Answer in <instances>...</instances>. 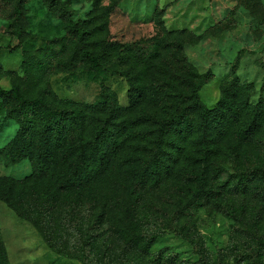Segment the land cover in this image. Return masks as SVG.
<instances>
[{"label": "trees", "instance_id": "trees-1", "mask_svg": "<svg viewBox=\"0 0 264 264\" xmlns=\"http://www.w3.org/2000/svg\"><path fill=\"white\" fill-rule=\"evenodd\" d=\"M23 2L16 0L17 19ZM65 21L91 70L105 57L117 62L115 73L130 85L128 104L109 94L98 105L29 100L19 87L0 88V98L18 104L14 148L31 166L22 179L0 177V200L52 252L81 264L109 248L116 233L127 234V249L147 255L154 240L149 229L166 230L204 209L247 232L246 244L226 257L264 264V101H251V85L234 75L225 79L218 103L207 108L198 95L206 78L177 54L165 60L157 48L129 55L107 39L93 45L96 54L95 26ZM110 220L128 225L124 231ZM65 234L72 246L60 243ZM56 239L76 253L60 251ZM0 264H9L1 236Z\"/></svg>", "mask_w": 264, "mask_h": 264}, {"label": "rangeland", "instance_id": "rangeland-1", "mask_svg": "<svg viewBox=\"0 0 264 264\" xmlns=\"http://www.w3.org/2000/svg\"><path fill=\"white\" fill-rule=\"evenodd\" d=\"M15 4L0 0V88L5 91L19 87L29 100L57 99L81 106L98 105L109 94L120 106L128 104L130 85L115 73L117 62L105 57L91 70L75 49L65 21L71 17L77 25L95 26L90 46L96 54L99 49L93 45L107 39L129 55L158 48L165 60L173 54L185 59L206 78L198 95L207 108L216 106L225 79L233 75L251 85L252 102L264 101V0H24L18 19ZM17 105L0 98V177L22 179L31 166L14 148L19 126L12 109ZM174 209H169V218ZM14 213L0 200V236L9 264H81L52 252L29 222ZM161 213L158 209L155 214ZM195 213L166 230L149 229L154 240L147 255L127 249V234L116 233L109 248L91 253L88 264H153L157 259V264H197L200 258L206 264H234L236 260L225 255L246 244V231L215 209ZM111 225L125 231L128 223ZM68 236L63 235L64 242L56 239V247L74 254L75 249L58 245L72 246Z\"/></svg>", "mask_w": 264, "mask_h": 264}, {"label": "crops", "instance_id": "crops-1", "mask_svg": "<svg viewBox=\"0 0 264 264\" xmlns=\"http://www.w3.org/2000/svg\"><path fill=\"white\" fill-rule=\"evenodd\" d=\"M21 220V219H20ZM7 249V248H6Z\"/></svg>", "mask_w": 264, "mask_h": 264}]
</instances>
